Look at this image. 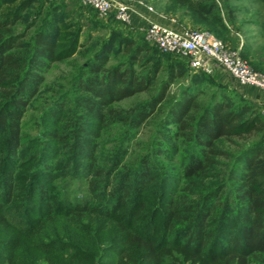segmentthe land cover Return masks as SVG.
Wrapping results in <instances>:
<instances>
[{"label": "trees", "instance_id": "16d2710c", "mask_svg": "<svg viewBox=\"0 0 264 264\" xmlns=\"http://www.w3.org/2000/svg\"><path fill=\"white\" fill-rule=\"evenodd\" d=\"M146 1L178 29L236 41L238 0H221L228 23L216 0ZM94 16L74 0H0V264H264V108L228 87L191 92L213 85L202 73L171 102L186 67L117 31L97 36ZM259 38L239 54L264 73ZM59 64L67 88L28 137V107ZM147 128L149 149L134 152ZM76 181L72 201L62 191Z\"/></svg>", "mask_w": 264, "mask_h": 264}, {"label": "rangeland", "instance_id": "374dc122", "mask_svg": "<svg viewBox=\"0 0 264 264\" xmlns=\"http://www.w3.org/2000/svg\"><path fill=\"white\" fill-rule=\"evenodd\" d=\"M122 1H124L127 4H130V2L128 0H122ZM139 1L141 3L147 5V6H151L149 1H146V0H139ZM74 2H75V6L80 5V6L84 7L87 11L89 10L90 12L94 13L95 20L97 22H99L103 28L102 34H99L97 36L105 37V36H107L108 31L114 30V31H117L120 34H122V36L132 38L136 42H144L147 44L148 47H150V48H152V49H154L160 53V51L155 47V45L147 38L145 27H141V28L133 27L131 21H130V24L121 23L117 20L114 13H109L106 15H99L97 12L92 10L90 7L83 5L80 0H74ZM220 4L222 7L221 11L225 12L227 5L222 3V2H220ZM129 6L135 8V6H137V5H134V4L131 5L130 4ZM229 6L239 7L238 1L230 2ZM84 17L89 18L87 14H85ZM130 17H131V15H130ZM227 23H228V21H227ZM234 23L237 25L240 24L239 13L234 15ZM84 32L86 33L87 31L85 30ZM232 32L235 35V38H236L235 42L236 43L234 42L233 45L227 44V43L226 44L223 43V44L226 47V49H228V50H238L239 49L238 39L240 37L243 38V36H244L243 29L240 30L238 28V26H236V29L233 30ZM169 56H172L177 61L181 62L187 69L185 71L186 73H185L184 78L181 79L180 81H178L177 84L171 90V97L173 98L171 102H173V101L179 100L181 98L180 95L183 93V91L190 84V78L195 72H193L189 69V67L187 65V60L183 55L176 53V54H169ZM223 73L225 75L224 74L221 76L220 75L218 76L217 74H216V76L207 75L208 80L213 82V85L209 86V88L204 87V85H202V84L194 85L195 87L192 86L190 89L191 92H198V91H205L206 92V91H211V90L215 91V88L217 90L221 91L222 89L226 90L225 89L226 87L233 90L236 86H238V84L236 82H234V81L232 82V79H229V77L226 75L225 72H223ZM225 76H227V77H225ZM68 77H69V68L66 67L65 65H60V64L54 66V68L45 76V83H44L42 90L39 92L37 98L34 101H32V103L28 107L29 110H28L26 119L24 120V123H23L26 136L34 137L37 134V132L35 130H36V124H38L37 123L38 119H40L42 117L43 112H45V110H47L50 106H53L52 104L55 102L54 101L55 98H58L59 97L58 95H60L62 92H64V89L67 88ZM218 84L221 86V88L217 87ZM244 88H245V90H247V89H250L252 87L244 86ZM62 94H64V93H62ZM145 99H146L145 95H139L133 99H129V100L122 102L119 106L122 108H128V107L133 106L137 103L143 102ZM234 99H235V97H234ZM259 107H261V106H259ZM115 133H113L111 131L107 132L105 137L100 141L99 149H98V151H99L98 156H99V158H101L100 160L106 159L108 157V155L113 152V150H114L113 142H114L115 137H116ZM151 134H152L151 128L141 130L140 132H138L136 134L135 139L130 143L133 145V148L136 146L134 149V152L140 153L141 150L147 149V147L149 145V138L152 136ZM148 149H149V147H148ZM181 149H183V147ZM184 154L185 153L180 152L177 155H170L172 162L166 161L162 158H159L158 163L159 164H165V166H169V165H175L176 166L180 163L181 159L184 158ZM63 182H66V181L64 179H60L59 181H56L55 184H59V186H62ZM83 191H84L83 183H81V181H76L74 184H73V182H71L69 184V186L66 189H64V191H62V195L66 196L68 198H71V200L74 201V200H77L76 198L81 199V197L83 196Z\"/></svg>", "mask_w": 264, "mask_h": 264}, {"label": "built area", "instance_id": "2783aa9c", "mask_svg": "<svg viewBox=\"0 0 264 264\" xmlns=\"http://www.w3.org/2000/svg\"><path fill=\"white\" fill-rule=\"evenodd\" d=\"M99 15L114 13L121 23L130 24V15L136 9L146 26V36L163 54H181L187 60L189 69L195 73L213 75L220 68L240 86H249L264 94V73L252 70L241 58L238 50H228L224 44L210 34L189 30L172 29L149 19L146 14L158 15L151 6L139 0H80ZM137 13V12H136ZM160 15V14H159ZM264 113V110L262 111Z\"/></svg>", "mask_w": 264, "mask_h": 264}, {"label": "crops", "instance_id": "0c3cea01", "mask_svg": "<svg viewBox=\"0 0 264 264\" xmlns=\"http://www.w3.org/2000/svg\"><path fill=\"white\" fill-rule=\"evenodd\" d=\"M216 1L220 9L221 16L223 17L225 23H227L228 19L226 18L227 17L226 11L225 12L221 11L222 7L220 2L222 1L221 0H216ZM238 5H239V22L241 24L240 30L243 29V33H244L243 38L240 37L238 39V45H239L238 51L240 53L244 39L248 40V38L261 37V35L264 34V26L260 25L261 23H264V0H238ZM139 12L142 13L143 11L141 9H136L135 12L131 13V17H130L131 18L130 21L133 27L136 28L137 27L141 28L146 26L143 18L139 15ZM144 15L158 24H161L168 28L178 29L172 20H169L162 15L159 14L152 15L147 13L146 14L144 13ZM259 39L260 41L257 45H255V47L259 45L261 46L264 45V38H259ZM216 74L218 76L219 75L221 76L224 73L220 68H218L213 73V76H216ZM229 79H231V77H229ZM234 90L237 91L239 94H241V96L245 100H248L251 103L256 104L258 106L264 107V94L260 90L255 88H250L245 90L244 86H240V85L236 86Z\"/></svg>", "mask_w": 264, "mask_h": 264}]
</instances>
